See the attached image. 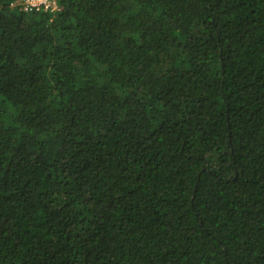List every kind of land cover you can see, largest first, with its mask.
I'll return each mask as SVG.
<instances>
[{
  "label": "trees",
  "instance_id": "obj_1",
  "mask_svg": "<svg viewBox=\"0 0 264 264\" xmlns=\"http://www.w3.org/2000/svg\"><path fill=\"white\" fill-rule=\"evenodd\" d=\"M0 0V264H264V0Z\"/></svg>",
  "mask_w": 264,
  "mask_h": 264
},
{
  "label": "built area",
  "instance_id": "obj_2",
  "mask_svg": "<svg viewBox=\"0 0 264 264\" xmlns=\"http://www.w3.org/2000/svg\"><path fill=\"white\" fill-rule=\"evenodd\" d=\"M21 4L26 11H33L34 9H45L47 11L56 12L58 9L57 0H19L15 3Z\"/></svg>",
  "mask_w": 264,
  "mask_h": 264
}]
</instances>
